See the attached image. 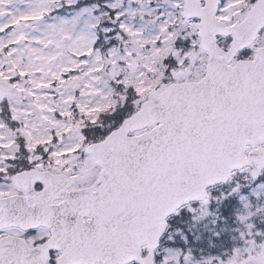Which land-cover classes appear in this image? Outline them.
Returning a JSON list of instances; mask_svg holds the SVG:
<instances>
[{"label":"snow or ice","instance_id":"1","mask_svg":"<svg viewBox=\"0 0 264 264\" xmlns=\"http://www.w3.org/2000/svg\"><path fill=\"white\" fill-rule=\"evenodd\" d=\"M0 264H264V0H0Z\"/></svg>","mask_w":264,"mask_h":264}]
</instances>
